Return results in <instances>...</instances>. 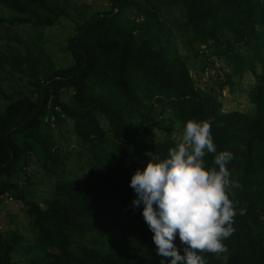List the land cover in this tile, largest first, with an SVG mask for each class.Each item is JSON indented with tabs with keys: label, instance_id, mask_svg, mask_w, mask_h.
<instances>
[{
	"label": "trees",
	"instance_id": "obj_1",
	"mask_svg": "<svg viewBox=\"0 0 264 264\" xmlns=\"http://www.w3.org/2000/svg\"><path fill=\"white\" fill-rule=\"evenodd\" d=\"M109 3L74 23L65 38L68 64H49L40 80L31 65L25 92H5L0 76V200L21 201L32 232L24 240L0 230V264H168L156 254L143 205L132 206L129 184L148 153L167 156L189 119L211 120L217 151L233 153V199L237 210L246 208L234 217L228 251L202 255L207 264H264V0ZM0 5L15 13L0 16V25L46 27L67 16L66 0ZM200 47L225 67L223 78L205 88L188 65L189 54L200 58L199 71L212 64ZM16 62L0 53V71L10 73L4 65L16 69ZM244 74L251 81L237 90L252 108L224 111L220 90ZM50 121L64 127L76 154L65 150L68 138L63 151L57 148ZM31 153L53 180L44 206L20 183L28 180L22 168ZM70 156L81 161L79 173L67 167ZM174 244L184 247L178 236Z\"/></svg>",
	"mask_w": 264,
	"mask_h": 264
},
{
	"label": "clouds",
	"instance_id": "obj_2",
	"mask_svg": "<svg viewBox=\"0 0 264 264\" xmlns=\"http://www.w3.org/2000/svg\"><path fill=\"white\" fill-rule=\"evenodd\" d=\"M211 123L185 121L181 139L167 156L148 153L149 162L130 179L132 206L143 205L141 215L153 233L156 254L168 264H207L202 253L227 252L224 241L235 232L234 217L246 212L237 210L233 199V189L239 187L227 167L233 153L217 151ZM177 236L182 250L174 244Z\"/></svg>",
	"mask_w": 264,
	"mask_h": 264
},
{
	"label": "rangeland",
	"instance_id": "obj_3",
	"mask_svg": "<svg viewBox=\"0 0 264 264\" xmlns=\"http://www.w3.org/2000/svg\"><path fill=\"white\" fill-rule=\"evenodd\" d=\"M67 16L61 17L56 23L46 27L33 28L29 24L11 26L8 24L0 25V53L9 54L12 59L17 62L16 69L4 65L9 68L10 73L0 71L2 77L1 87L5 92H14L15 90L26 91L30 86L26 84L32 66H35V78L42 79V73L48 65H66L69 63V56L65 52L66 36L72 32L74 23L82 22L86 17L95 11H104L110 7L109 0H66ZM15 13L0 5V16L10 17ZM131 19V16H128ZM140 22L139 18L135 22ZM169 23H163L164 30L169 27ZM173 34V29H169ZM171 34V35H172ZM172 38V37H171ZM178 50H181V44L178 38H175ZM211 50L200 47L199 54L204 53L206 57L213 60L212 64L204 67L203 71H199L200 58L188 55V65L190 66L193 78L196 84L205 88L223 78L222 70H225L224 63L210 55ZM210 55V56H209ZM222 81V80H221ZM251 81L248 74H244L242 79L232 89L224 86L220 90L219 100L221 101L224 111L240 110L244 111L252 106L247 103L244 93L238 91L237 88H245ZM1 102V99H0ZM53 140L57 148L63 151L64 140L68 138L69 145L65 150H69L72 154H76L77 147L73 144L67 131L63 126H56L53 121L48 123ZM181 133L176 134L181 139ZM68 154V153H67ZM69 156V155H68ZM70 156L66 160L67 167L79 173L81 161ZM22 176L28 178L27 181H21V187L26 193L28 199L35 200L40 206L48 199L52 179L48 177L44 169L40 166L36 155L31 153L27 157V164L22 168ZM0 230L3 237L13 232L17 236H21L24 240L32 239V232L29 226V219L26 216L21 201L10 199L7 195H3L0 200ZM28 244L33 245L32 241ZM32 252V250H31ZM28 253V257L32 253Z\"/></svg>",
	"mask_w": 264,
	"mask_h": 264
}]
</instances>
